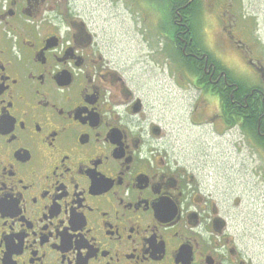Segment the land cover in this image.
Instances as JSON below:
<instances>
[{
  "label": "flooded vegetation",
  "instance_id": "flooded-vegetation-1",
  "mask_svg": "<svg viewBox=\"0 0 264 264\" xmlns=\"http://www.w3.org/2000/svg\"><path fill=\"white\" fill-rule=\"evenodd\" d=\"M257 13L243 0H0V264H259L241 195L210 188L209 153L174 152L133 75L161 61L191 76L190 125L238 128L249 146L254 121L264 151ZM217 38L237 63L224 72L205 51Z\"/></svg>",
  "mask_w": 264,
  "mask_h": 264
},
{
  "label": "rangeland",
  "instance_id": "rangeland-1",
  "mask_svg": "<svg viewBox=\"0 0 264 264\" xmlns=\"http://www.w3.org/2000/svg\"><path fill=\"white\" fill-rule=\"evenodd\" d=\"M243 8L247 13L258 12L257 24L264 31V0H243ZM145 55L146 53H140L141 58H146ZM173 55L178 61L177 52ZM233 58L225 61L237 66ZM149 64L140 70L138 65L133 66L135 86L138 85L143 92L146 108L167 123H172L173 150L180 158L188 151L199 155L203 152L210 154V157L203 159L207 165L212 163L213 166L206 165L205 168L214 171L217 178L209 181L208 185L219 194L230 190L241 195L243 205L240 208L244 216L245 230L255 236L253 239L247 238L248 247H253V251L258 253V263L264 264V182H260L255 172L256 166L264 165V151L256 147L253 141L251 145L244 146L238 128L229 133H222L224 131L217 121H206L200 126L190 125L189 112L193 102L200 100L202 96L192 85V77L174 68L170 70L161 61L157 62V65L152 61ZM192 119H196L195 115H192ZM232 144H235L234 147ZM219 150L220 154L229 152L231 155L224 158L221 154L220 157L217 154ZM234 192L227 196V204L231 203ZM231 221L229 219V223Z\"/></svg>",
  "mask_w": 264,
  "mask_h": 264
},
{
  "label": "snow or ice",
  "instance_id": "snow-or-ice-1",
  "mask_svg": "<svg viewBox=\"0 0 264 264\" xmlns=\"http://www.w3.org/2000/svg\"><path fill=\"white\" fill-rule=\"evenodd\" d=\"M63 2L65 3V5H67V0H63ZM145 2L147 3V0H145ZM205 51L207 53H209L207 60L209 64H212L213 61V53L216 54L217 57V61L215 62V67H214V71L216 69H219L221 72L226 71L227 69H230L232 67L231 64L229 63H225V65L223 67H221V64L219 63V60H225L226 59V48L225 45L219 41V39H215L212 41L211 46L206 47ZM229 75H231V73L229 72Z\"/></svg>",
  "mask_w": 264,
  "mask_h": 264
},
{
  "label": "trees",
  "instance_id": "trees-1",
  "mask_svg": "<svg viewBox=\"0 0 264 264\" xmlns=\"http://www.w3.org/2000/svg\"><path fill=\"white\" fill-rule=\"evenodd\" d=\"M177 55H178V57H180V54L177 52ZM252 132H253V141H254V143L255 142H257L256 141V139H255V137H256V132H255V122L253 121V123H252Z\"/></svg>",
  "mask_w": 264,
  "mask_h": 264
}]
</instances>
